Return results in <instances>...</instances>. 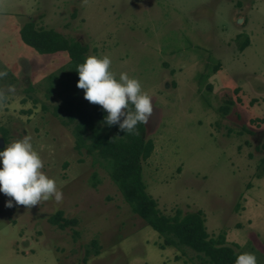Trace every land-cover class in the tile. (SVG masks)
I'll return each instance as SVG.
<instances>
[{
    "label": "rangeland",
    "instance_id": "rangeland-1",
    "mask_svg": "<svg viewBox=\"0 0 264 264\" xmlns=\"http://www.w3.org/2000/svg\"><path fill=\"white\" fill-rule=\"evenodd\" d=\"M26 22L141 82L154 143L142 178L159 211H202L209 237L224 233L264 264V0H0V146L30 135L63 194L9 208L0 193V264L198 263L190 249H161L102 165L75 150L65 115L53 114L82 100L68 56L25 45ZM58 211L74 225H51Z\"/></svg>",
    "mask_w": 264,
    "mask_h": 264
},
{
    "label": "trees",
    "instance_id": "trees-1",
    "mask_svg": "<svg viewBox=\"0 0 264 264\" xmlns=\"http://www.w3.org/2000/svg\"><path fill=\"white\" fill-rule=\"evenodd\" d=\"M20 38L41 55L65 53L68 56L69 78L74 85V93H79L82 100L74 102L65 98L61 105L54 108L53 114L57 116L62 112L65 115L61 122L72 127L75 150L80 152L85 149L102 165L131 212L158 233L162 240L160 248L190 249L196 253L198 260L194 264H234L239 254L235 251L237 245L227 244L224 233L216 238L209 237L202 211L176 210L173 215L159 211L142 178V163L150 158L154 150L153 141L145 135V124L138 123L134 133H125L118 125L108 126L103 119L106 112L101 110V106L84 99L83 89L76 87L79 78L76 65L84 61L87 47L54 30L37 29L33 22L23 25ZM49 222L61 230L75 223L63 218L60 211L50 216ZM91 246L95 247L97 243L93 241ZM89 255L87 250L83 262H87Z\"/></svg>",
    "mask_w": 264,
    "mask_h": 264
},
{
    "label": "clouds",
    "instance_id": "clouds-1",
    "mask_svg": "<svg viewBox=\"0 0 264 264\" xmlns=\"http://www.w3.org/2000/svg\"><path fill=\"white\" fill-rule=\"evenodd\" d=\"M108 55L86 56L76 65V87L83 89L88 102L101 106L108 126L118 125L125 133H134L136 125L147 124L153 112L152 98L141 89V82L120 72L118 77L110 66ZM6 73L0 70V76ZM11 90V89H10ZM43 161L34 148L32 137L24 134L0 150V193L9 197L5 207L34 206L52 198L57 203L63 198L56 178L48 176ZM234 264H257L251 252L236 255Z\"/></svg>",
    "mask_w": 264,
    "mask_h": 264
},
{
    "label": "water",
    "instance_id": "water-1",
    "mask_svg": "<svg viewBox=\"0 0 264 264\" xmlns=\"http://www.w3.org/2000/svg\"><path fill=\"white\" fill-rule=\"evenodd\" d=\"M0 149H1V146H0Z\"/></svg>",
    "mask_w": 264,
    "mask_h": 264
}]
</instances>
